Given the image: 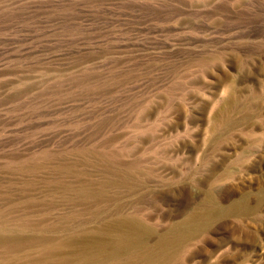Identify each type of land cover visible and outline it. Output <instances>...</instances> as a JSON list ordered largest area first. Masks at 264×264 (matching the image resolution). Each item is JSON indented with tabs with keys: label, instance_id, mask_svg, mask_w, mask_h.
Instances as JSON below:
<instances>
[{
	"label": "rangeland",
	"instance_id": "374dc122",
	"mask_svg": "<svg viewBox=\"0 0 264 264\" xmlns=\"http://www.w3.org/2000/svg\"><path fill=\"white\" fill-rule=\"evenodd\" d=\"M0 264H264V0H0Z\"/></svg>",
	"mask_w": 264,
	"mask_h": 264
},
{
	"label": "bare ground",
	"instance_id": "6f19581e",
	"mask_svg": "<svg viewBox=\"0 0 264 264\" xmlns=\"http://www.w3.org/2000/svg\"><path fill=\"white\" fill-rule=\"evenodd\" d=\"M202 210H204V209H202ZM205 210H206V207H205ZM205 210H204V214H205V212H206ZM207 212H208V211H207ZM207 212H206V213H207ZM195 213H196V212H195ZM199 213H200V211H199ZM202 213H203V212H202ZM202 213H200V214H202ZM193 215H195V216H193V218H194V217H197L196 215H199V214H198V212H197V214H193ZM199 216H202V215H199ZM199 216H198V217H199Z\"/></svg>",
	"mask_w": 264,
	"mask_h": 264
}]
</instances>
